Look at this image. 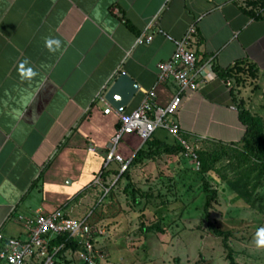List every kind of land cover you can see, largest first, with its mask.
I'll list each match as a JSON object with an SVG mask.
<instances>
[{
	"label": "crops",
	"instance_id": "0c3cea01",
	"mask_svg": "<svg viewBox=\"0 0 264 264\" xmlns=\"http://www.w3.org/2000/svg\"><path fill=\"white\" fill-rule=\"evenodd\" d=\"M251 1L0 0V230L27 240L18 217L59 208L93 221L91 209L123 174L118 162L105 167L121 125L100 96L126 73L140 88L125 113L153 90L158 105H169L177 86L159 81L158 65L177 50L167 36L183 39L192 26L200 64L212 59L215 75L184 94L174 119L192 140L239 144L241 103L257 116L252 99L260 94L264 105V10ZM142 35L153 41L137 44ZM48 37L61 39L62 51L49 53ZM25 58L40 71L30 84L17 71ZM238 62L258 71V96L219 76ZM153 139L176 144L163 129ZM145 143L128 134L116 152L132 162ZM100 171L103 186H93Z\"/></svg>",
	"mask_w": 264,
	"mask_h": 264
},
{
	"label": "rangeland",
	"instance_id": "374dc122",
	"mask_svg": "<svg viewBox=\"0 0 264 264\" xmlns=\"http://www.w3.org/2000/svg\"><path fill=\"white\" fill-rule=\"evenodd\" d=\"M242 87L258 96L255 79H248ZM262 101L260 94L252 99L255 114L264 119V111L257 110L264 106ZM243 146L204 143L208 152L221 155L207 174L202 172V163L198 168L183 153L152 161L145 158L132 165L131 179L118 178L107 197L91 209L95 229L105 232L95 239L98 249L106 253L107 264H231L224 238L212 231L211 224L231 233L239 264H264V248L255 245L257 229L264 227V210L246 204L228 181L242 169L238 151ZM206 183L218 192L209 212ZM130 184L133 187L128 188ZM255 196L264 207V186ZM30 264H46V260L35 259ZM54 264L84 263L75 251L61 249Z\"/></svg>",
	"mask_w": 264,
	"mask_h": 264
},
{
	"label": "built area",
	"instance_id": "2783aa9c",
	"mask_svg": "<svg viewBox=\"0 0 264 264\" xmlns=\"http://www.w3.org/2000/svg\"><path fill=\"white\" fill-rule=\"evenodd\" d=\"M197 32V27L192 26L183 39L167 36L176 43L177 50L171 60L159 63L158 67L159 81L174 83L177 86V92L169 105H158L157 94L153 90L136 110L125 113L116 110L106 96H100V101L107 105L105 114L116 112L121 125L113 137L114 148L107 154L106 168L112 162H118L121 165V173L128 171L131 162L116 152L117 145L128 134H136L147 142L159 129L167 131L176 144L183 149V154L193 160L198 168L201 167L199 153L206 139H190L174 119L183 103L184 94L187 91L201 90L202 86L208 84L215 75L212 59L200 64L197 52L193 48ZM152 41V37L145 38L142 35L137 44H149ZM234 84L235 82L230 79L227 82L229 88H233ZM90 150L96 149L91 147ZM103 176L104 171H100L93 186H103ZM108 191L106 188L104 196ZM18 219L23 224L28 239L7 237L0 230V264H30L33 260L41 258L46 260V264H54L56 254L64 245L52 246V240L66 235L78 242L75 255L84 264H107L106 253L98 249L95 239L97 234L103 235L105 232L95 229L90 216L74 218L67 214L64 208H59L54 212H40L30 217L20 215Z\"/></svg>",
	"mask_w": 264,
	"mask_h": 264
},
{
	"label": "trees",
	"instance_id": "16d2710c",
	"mask_svg": "<svg viewBox=\"0 0 264 264\" xmlns=\"http://www.w3.org/2000/svg\"><path fill=\"white\" fill-rule=\"evenodd\" d=\"M249 6L264 10V0L251 1ZM218 74L222 78L233 80L238 87L243 86L248 79H256L258 77V71L255 66L242 62H238L226 71H220ZM233 92L235 93V91ZM240 113L241 120L246 126L245 136L239 143L244 144V146L243 149L238 151L242 158L240 160L242 169L238 171L235 179H229L228 181L232 189L242 197L246 204L253 208L259 207L262 211L264 207H260L257 203L255 193L259 188L264 186V119L261 116L254 115L243 103H241ZM207 142L205 141L204 143ZM179 153H183V149L178 144L170 145L152 138L145 143L144 147L131 162V165H136L140 160L145 158H155L156 156L165 154L173 155ZM199 155L202 163V172L204 174L209 173L221 159L220 154L208 152L203 146ZM125 176L131 179L128 171L123 173L121 177ZM129 187H133V184H130ZM206 190L210 193L206 206V211L209 212L210 206L213 200L216 199L218 192L211 190L209 183H206ZM211 229L217 236L224 238L226 248L229 250L228 258L231 264H239L234 255V248L231 245V233L216 228L213 224H211ZM61 245H64L62 252H66L67 250L75 251L78 248V242L67 235L59 236L52 240V246Z\"/></svg>",
	"mask_w": 264,
	"mask_h": 264
},
{
	"label": "clouds",
	"instance_id": "9594fccd",
	"mask_svg": "<svg viewBox=\"0 0 264 264\" xmlns=\"http://www.w3.org/2000/svg\"><path fill=\"white\" fill-rule=\"evenodd\" d=\"M45 47L51 54H56L62 51V41L56 37H48L45 39ZM19 78L21 82L30 84L37 77L40 76V71L38 68L33 67L32 62L25 58L21 61L17 68ZM255 245L258 248H264V227L257 229Z\"/></svg>",
	"mask_w": 264,
	"mask_h": 264
},
{
	"label": "water",
	"instance_id": "95a60500",
	"mask_svg": "<svg viewBox=\"0 0 264 264\" xmlns=\"http://www.w3.org/2000/svg\"><path fill=\"white\" fill-rule=\"evenodd\" d=\"M139 88V84L133 78L123 73L111 87L106 98L118 111L124 112Z\"/></svg>",
	"mask_w": 264,
	"mask_h": 264
}]
</instances>
